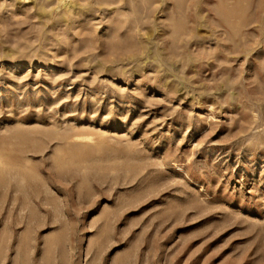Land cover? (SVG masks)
<instances>
[{"label": "rangeland", "instance_id": "obj_1", "mask_svg": "<svg viewBox=\"0 0 264 264\" xmlns=\"http://www.w3.org/2000/svg\"><path fill=\"white\" fill-rule=\"evenodd\" d=\"M0 264H264V0H0Z\"/></svg>", "mask_w": 264, "mask_h": 264}, {"label": "bare ground", "instance_id": "obj_2", "mask_svg": "<svg viewBox=\"0 0 264 264\" xmlns=\"http://www.w3.org/2000/svg\"><path fill=\"white\" fill-rule=\"evenodd\" d=\"M230 9V8H229Z\"/></svg>", "mask_w": 264, "mask_h": 264}]
</instances>
